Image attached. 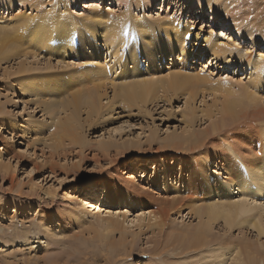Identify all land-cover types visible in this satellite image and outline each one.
Returning <instances> with one entry per match:
<instances>
[{
    "label": "rangeland",
    "instance_id": "1",
    "mask_svg": "<svg viewBox=\"0 0 264 264\" xmlns=\"http://www.w3.org/2000/svg\"><path fill=\"white\" fill-rule=\"evenodd\" d=\"M45 1V7H38L39 12L52 10V5L56 2L55 5L61 8L62 14L72 15L74 18L86 16L92 7L101 9L113 17L128 10L133 19L144 20L147 23L148 33L156 43L147 49L151 51V56L156 54L154 50L160 46V40L171 44V47L168 45L167 51L152 57V60L158 61L155 70L149 68L146 56H140L143 63L141 74L143 78L150 80L154 76V71L158 73H155L153 80L168 79L167 77L176 73L192 79V85L198 84L193 92L190 86L181 88L178 91V98L170 102L160 98L158 101L148 103L146 108L149 114L146 116H141L136 110L129 114L119 107L110 119L102 118L98 127L90 128L85 125L83 132L87 145L81 154L79 147H74L69 142L61 149L52 151L50 145L55 136L53 121L61 114L51 119L38 104L37 97L18 90L20 84L31 76H62L81 73L90 68L103 69L112 79L122 75L123 64L118 66L116 62L119 56L115 55L113 47L107 45L103 37L95 39L102 48L98 58L94 55L85 56L83 52L68 56L54 51L50 56L51 61H48L46 60L48 53L43 49H40L41 53L35 49L36 52L30 50L39 55L37 59L26 56H24L26 58L11 56L5 59L0 56V264H187L192 254L188 255L191 251H187L186 243L199 225L198 217L191 213V206L197 204L192 203V197L203 198L202 191L207 186L217 191L219 184L241 174L243 168L239 166L244 164V158L256 157V153L259 152L257 146L264 142V138L260 136L261 130L264 129V121H258L253 128L238 127L229 133L227 131L230 127H227L223 132L215 134L212 148L215 147L220 153H216L215 158L207 165L206 160L203 164H200V160L198 162V155L191 152L167 151L160 143L172 134L184 136L188 133L185 131L189 129L188 125L183 120V115L188 109L195 110L198 116L194 125L196 131L208 128L209 123L203 118V112H212L214 122L221 118L219 112L224 96L218 95L215 102L214 94L211 93L210 96L205 94L209 92L203 93L204 88L199 84L201 76L209 77L213 82L234 85L237 94L241 86L250 87L257 76L264 81V73L251 71L245 66L240 67L237 62L228 68L223 63L214 61L210 52H203L201 55L196 53L198 56L191 55L189 52H192L194 46L202 49L205 45L196 40L201 28L205 31L208 28L218 31L220 26H213L210 12L205 14V18L199 19L197 8H193L194 10L188 8L186 0H154L151 7L146 5L140 7L137 0H128V4H120L117 0H96L94 1L96 5L91 0L88 1L89 4L81 0L86 3L79 5L75 1L67 2L65 8L59 4L64 0ZM198 1L204 3L206 0ZM233 1L222 0V8L226 7L225 4L231 6L243 20L242 30L249 32L251 36L253 34L264 38V0ZM30 6L23 5L18 0H0V27L7 29L11 24L16 26L20 17L25 19L35 16L37 11ZM256 18L259 24L253 26L252 22ZM161 20L180 23L192 30L189 48L186 51L181 52L175 44L169 43L167 37L161 33L162 28L158 24ZM128 25L124 24L121 30L117 29L119 38L124 35L122 40L128 44L121 50L120 59L127 54L128 48L139 40L142 42V36L129 33L131 29ZM229 31L232 38L235 37L239 43L235 45L247 51L249 56L264 57V41L253 48L250 39L241 41L232 30ZM80 37L77 35L78 40L83 39ZM59 53L60 59H56ZM22 62H25L26 66L31 65L36 73L19 72ZM74 85L76 84H72V87ZM255 91L258 92L257 98L260 101L258 109L264 110V86ZM186 94L197 95L191 103H187V96H180ZM46 99H49V96ZM113 99L114 91L109 89L103 103L113 102ZM86 117L87 113L83 112L82 122ZM103 141H110L116 145L125 144L126 147L127 143L131 145L134 143L140 146V152L128 153L126 150V153L121 154L119 151L117 155L111 150L109 155H105L97 146ZM229 142L232 146L227 145ZM215 149L209 151L215 154ZM250 149L253 153H249ZM149 158H155L157 163H153V160L147 163L148 167L143 172L144 160ZM223 164L226 166V172L220 171ZM201 165L204 166L203 172L199 169ZM181 168L183 170H180ZM130 176L138 178L131 179ZM117 178L127 185L128 200L133 195L137 196L132 199L134 205L127 204L126 199L115 200L110 204L102 203L104 195L102 188L94 194L89 186V183L100 186L105 182L115 190ZM235 191L238 190L234 189ZM66 196L81 198L85 203L86 200H90L94 202L95 207H90V214L86 219H81L77 223L75 218H70L68 214L70 207L62 202V198ZM119 196L123 197L121 193ZM258 202L264 206V199ZM99 212L101 218L119 217V221L123 223L125 234L119 232L109 238L118 244L117 248L107 246L105 239L92 238L96 236L94 231H101L103 225L101 219L94 217ZM152 214H157L161 218L162 228L154 225L155 220L150 221ZM47 226L56 230L61 227L60 231L65 233V238L47 236ZM244 227L229 231L223 222H219L212 228L214 238L211 242L220 239L229 243H239L238 245L247 243L253 248L259 247L258 250L263 252L264 238L258 237L252 228ZM206 256H198L197 260L191 259L190 262L208 264ZM58 258H62V261L55 262Z\"/></svg>",
    "mask_w": 264,
    "mask_h": 264
},
{
    "label": "bare ground",
    "instance_id": "2",
    "mask_svg": "<svg viewBox=\"0 0 264 264\" xmlns=\"http://www.w3.org/2000/svg\"><path fill=\"white\" fill-rule=\"evenodd\" d=\"M18 1L23 3V5H31L30 7H33L37 11V14L25 19L20 17L19 23L15 24L16 26H12L11 24L7 29L4 26V28L0 27V56L2 58L6 59L11 56L18 58H23L24 56L34 59L39 58V55L30 51L31 49L39 52L40 49L45 50L44 52L48 53L46 55L48 56V59H46L48 61H51L50 56L54 54V51L62 52L68 56H75L77 53L83 52L85 56L91 57V55H94L95 58H98L102 48L99 47L95 39L103 37L107 41L106 44L113 47L115 55L119 56L116 59L118 66L123 64L122 77L116 76L112 79L106 75L105 70L90 68L86 71H81V73H70L62 76H31L27 77L20 84L21 89L19 88L18 90H22V92H26L30 96L37 97L38 104L43 107L51 119L61 114V116H57L58 119L56 121H53L55 136L52 138L53 141L50 140L53 142L50 145L52 151L61 149L65 146L66 142H69L72 146L79 147V153L81 154L85 145H87L83 132L85 125L90 128L98 127L102 118L108 117L110 119L116 111V108L119 107L129 114L133 110H136L141 116H146V114H149L146 108L148 103L158 101L160 98H164L170 102L178 98V91L184 87L190 86L193 88L192 92L196 89L195 86L198 83L192 85L191 82L193 80L187 79L184 74L175 73L167 77L168 79H154V81L155 73H158L154 71V76L150 80L143 78L141 75L143 63L140 56H146L149 61V68L155 70L158 66V61L152 60V57H155V55L162 51H167L169 44L163 43V40H160V46L154 50L156 54H152L151 56V51L147 49L153 47L156 43L154 38L148 33V25L144 20L133 19L129 15L128 10H124V12L113 17L105 14L101 9L92 7L93 9L86 16L74 18L72 15L67 16L62 14L60 12L61 8L55 5L56 2L52 5V10L39 12L38 9L44 6L46 3L45 0ZM74 1L82 5V3H86L89 0H85L86 2L81 0H64L59 2V4L60 7L63 6L65 8L67 2L73 3ZM91 1L96 5L94 3L96 0ZM117 1L120 4H128L129 2L128 0ZM153 1L137 0V5L140 7L141 5L151 7ZM186 2L188 8H197L199 11L198 16H200L199 19L205 18V14L210 12L213 26H220V30L218 31L210 28L205 31L201 28L196 40L205 45L202 49L194 46L192 52L188 51L191 55H201L203 52H210L212 53L214 61L223 63L228 68L237 62L240 67L245 66V68L251 71L264 73V57L255 58L254 56H249L247 51L241 50L235 45L238 42L235 40V37L232 38L233 36L229 29L241 41L250 39L253 48L258 44H262L264 38L253 36L252 33L251 36L248 34L249 32L247 33L242 30L241 25L243 20L231 9V6L225 4L226 7L223 9L221 6L222 0H206L204 3L198 0H186ZM124 24H129L128 26L131 29L129 31L130 34L142 36V42L140 43L139 40L136 44L128 48L127 54L120 59L121 50H124L128 44H125V40L124 42L122 40L124 35L119 38L117 29H120ZM158 24L162 28L161 33L167 37L169 43L175 44L181 52L189 48V40L192 35L191 29L170 20H161L158 21ZM252 24L253 26H258V19L256 18ZM262 24H260L261 27H263ZM77 35H80L83 39L78 40ZM200 36L202 37L200 38ZM60 55L61 53L57 54L56 59H60ZM60 63L63 64V62ZM22 66L26 68H22ZM18 70L19 72L26 71L27 74L33 71L32 66L29 64L26 66L25 62L21 63ZM33 72L36 73L35 70ZM212 80L209 77L201 76L199 84L204 88L203 93L209 92L205 94H210V96L212 94L215 95V102L217 101L218 95L224 96V100L221 102V111L219 112L221 118L214 122L212 121V112H203V118L209 123L208 128L206 130L203 129V131H196L194 125L198 116L195 110L188 109L183 115V120L188 125L187 128H189L185 131H188V133L184 136L172 134L160 143L167 148V151H177L179 153L191 152L193 155H198V162L200 160V164H203V161L206 160V165L209 164L210 160L215 158L216 153H220L216 151L215 147L212 148L215 143V134L223 132L227 127H230L227 131L229 133L234 132L236 130L235 128L238 127L253 128L258 121H264V110L262 108L258 109L260 101L257 98L258 92L255 91L259 87L264 86V81L260 77L257 76V79L251 82L250 87L243 88L241 86V90H238L237 94L234 91V85L226 84L225 82H213ZM72 84L76 85L72 87ZM109 89L114 91V99L113 102L104 104L103 101L106 99ZM196 95L186 94L180 96H187V103H191L196 98ZM47 96H49V99H46ZM83 112L87 113L86 119L83 120L84 122L81 120ZM232 129L235 130L231 132ZM263 134L264 129L261 130V138H264ZM253 141L255 140L253 139ZM253 141L252 143H254ZM128 144H126V147L125 144L116 145L110 141H103L99 142L97 146L101 153L105 155H109L111 150H114L117 155H119V151H121V154L126 153V150L128 153L130 151L134 153L140 152V146L137 144L134 145V143L132 145L129 144L130 146ZM227 145L232 146L230 142ZM209 149H215V154H212L213 151H209ZM257 149H259V152L256 153V157L244 158V164L239 166V168H243L241 174L234 177V179L230 177L227 182L225 181L219 184L217 191H214L213 187L207 186L204 188L205 191H202V194H204L203 198L192 197L193 202H191L197 204L191 206V213L198 217L199 225L192 233L191 238L188 241L185 239L187 241V251H191L188 255L192 254L187 264H194L195 262H190V260H197V257L202 255H207L205 260L208 264H228V262L230 264H264V241L262 242L263 252H261L262 250H258L259 247L258 249L253 248L247 243L245 245H238L239 243H229L228 241L227 243L220 239H217L213 243L211 242V239L214 238L212 236V228L219 222H223L225 228L229 231L243 226L252 228L258 237L264 238V206L258 202L264 199V142L258 145ZM251 152L252 149H250L249 153ZM152 160L154 161L153 163H157L155 158L144 160L143 172ZM199 169L203 172L204 166L201 165ZM244 169L245 175H243ZM180 170L183 169L181 168ZM220 171L226 172L225 164L221 165ZM201 176L203 177L204 174ZM136 177L138 178V176H132L131 179H135ZM115 182L117 185L115 190L107 186L105 182H102L103 184L100 186L96 183H89V186L94 194H97L98 190L102 188V193H104L102 203L110 204L115 200L124 201L126 199L127 204L134 205L132 199H135L137 196L133 195L128 200L129 191L127 190V185L122 183L121 179L118 178ZM234 189L238 191L234 192ZM120 193L123 197L119 196ZM62 202L64 205L70 207V212L67 210L69 212L68 214L70 218L74 217L77 223L81 219H86V216L90 214V207H95L94 202L86 200L85 203L81 198H67L66 196L62 198ZM94 217L101 219L103 225L101 231H94L96 236L92 238L99 237L105 239L107 246L113 249L117 248L118 244L109 238L116 233L119 234L120 232L124 235L126 232V229L123 228V223L119 221V217H117L118 219L116 217L101 218L100 212ZM152 217L150 221L155 220L154 225L162 228L163 223L161 218L157 214H152ZM243 217L244 219H242ZM60 229L61 227L56 230L47 226L46 234L52 238H65V233L62 230L60 231ZM59 261H62V258L55 260V262Z\"/></svg>",
    "mask_w": 264,
    "mask_h": 264
}]
</instances>
